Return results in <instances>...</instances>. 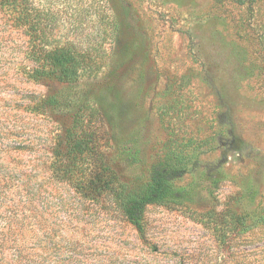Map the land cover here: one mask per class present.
I'll return each mask as SVG.
<instances>
[{
    "label": "rangeland",
    "instance_id": "rangeland-1",
    "mask_svg": "<svg viewBox=\"0 0 264 264\" xmlns=\"http://www.w3.org/2000/svg\"><path fill=\"white\" fill-rule=\"evenodd\" d=\"M40 45L86 57L78 85L38 76ZM108 80L121 103L113 126L98 113L83 126L109 153L120 132L135 134L143 162H116L121 178L147 177L172 137L201 146L183 181L197 194L148 205L141 227L112 197L84 193L89 156L60 166L76 109L41 105L54 92L98 98ZM23 173L48 192L62 250L43 264H264V0H0V177Z\"/></svg>",
    "mask_w": 264,
    "mask_h": 264
},
{
    "label": "trees",
    "instance_id": "trees-1",
    "mask_svg": "<svg viewBox=\"0 0 264 264\" xmlns=\"http://www.w3.org/2000/svg\"><path fill=\"white\" fill-rule=\"evenodd\" d=\"M33 52L36 60L42 65L37 70L39 77L48 81L78 85L86 58L82 53L73 48L64 46L47 48L46 45L36 47ZM114 89L113 83L108 80L100 87L98 98L79 99L78 96L71 98L54 92L45 96L41 105L44 108L64 109L63 107L69 106L76 109L72 125L66 127L59 152L56 154L60 166L69 172L79 164L82 157L89 156L92 174L94 173L89 183L94 187L89 186L84 193L97 199L112 197L123 215L141 227L148 205L183 203L190 201L197 194V184H185L183 181L188 172L195 170L201 146L189 141L188 144L178 142L172 137L163 142L161 154L151 164L147 177L138 175L134 178H121V174L113 167L116 162H121L126 167L141 165L143 162L142 150L134 138L135 134L120 132L118 138H113L115 139L113 152L109 153L102 150L99 143L94 142V135L83 126L85 113L92 117L98 113L105 123L113 126L111 110L118 112L121 105ZM101 96L106 97L108 101L105 111L100 107ZM92 101L100 108L91 107ZM23 175L25 177L21 182L17 179L11 185L9 183L13 181L12 178L0 177V195H3L0 200V216L5 221L3 225L0 224V264H34L35 261H39L34 256L43 257V260L39 261L43 264L51 254L49 251L52 248L62 252L61 247L57 246L59 240L53 237L54 226L49 223L50 214L47 211L51 207V201L48 192L35 190L32 175L30 173ZM217 175L212 174V183H217L221 179V176ZM12 187L15 191L11 189ZM12 191L15 198L6 204L8 200H5L4 196ZM81 193L80 190L78 194ZM41 203L47 204L42 206L43 210L39 206ZM59 223L57 224L60 225ZM41 241L46 243L45 246L40 245ZM30 243L31 246H28ZM38 251L41 252L36 253Z\"/></svg>",
    "mask_w": 264,
    "mask_h": 264
}]
</instances>
